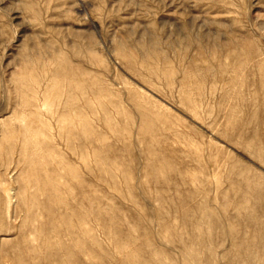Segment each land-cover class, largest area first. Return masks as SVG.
Returning a JSON list of instances; mask_svg holds the SVG:
<instances>
[{"label":"rangeland","instance_id":"obj_1","mask_svg":"<svg viewBox=\"0 0 264 264\" xmlns=\"http://www.w3.org/2000/svg\"><path fill=\"white\" fill-rule=\"evenodd\" d=\"M0 264H264V0H0Z\"/></svg>","mask_w":264,"mask_h":264}]
</instances>
